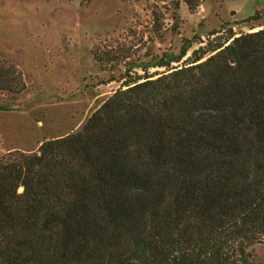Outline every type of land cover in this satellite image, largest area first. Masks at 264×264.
I'll list each match as a JSON object with an SVG mask.
<instances>
[{"label": "trees", "instance_id": "1", "mask_svg": "<svg viewBox=\"0 0 264 264\" xmlns=\"http://www.w3.org/2000/svg\"><path fill=\"white\" fill-rule=\"evenodd\" d=\"M203 1L154 0L151 42ZM192 43L92 47L121 86L79 131L0 157V264H264V28ZM25 89L0 61V92Z\"/></svg>", "mask_w": 264, "mask_h": 264}, {"label": "rangeland", "instance_id": "2", "mask_svg": "<svg viewBox=\"0 0 264 264\" xmlns=\"http://www.w3.org/2000/svg\"><path fill=\"white\" fill-rule=\"evenodd\" d=\"M235 1L204 0L194 14L181 2L179 34L170 31L174 23L170 9L163 20V40L154 44V0H0V61L18 64L26 83L21 93L0 92V96L7 97L8 110L17 106L19 114L28 117L20 122L11 116L1 138L4 133L7 145L36 146L50 134L79 130L121 86L117 81L98 84L106 75L91 54L95 44L125 42L133 46L136 58L148 59L153 45L178 49L182 39H191L188 57L199 47L224 41L232 32L240 35L264 28V17L260 22L231 23L230 3ZM258 11L264 12V0H248L245 12ZM136 70L144 74L141 68ZM154 71L150 68L147 75ZM253 250L264 262V244Z\"/></svg>", "mask_w": 264, "mask_h": 264}, {"label": "crops", "instance_id": "3", "mask_svg": "<svg viewBox=\"0 0 264 264\" xmlns=\"http://www.w3.org/2000/svg\"><path fill=\"white\" fill-rule=\"evenodd\" d=\"M247 2H248V0H237L235 2L230 3L231 4V6H230L231 7V15H232L231 23H235L237 21H240V20H243V19H247L248 17L253 15L252 12L251 13L245 12V8H246V3ZM12 63L18 66V64L14 63L13 61H12ZM99 86H101V85H98V87ZM6 100H7V97L0 96V131H3L4 125L6 123L8 124L10 122V117L11 116L15 115L16 118H18V121H20V122L28 119L27 116L24 115V117H22V115L19 114L21 112H20V110H17V109H19V108H17V106L16 107L14 106L12 109L8 110L10 107L8 106V104H6ZM37 123H38L39 126H43L42 123H40L39 120L37 121ZM79 130L77 129V131H79ZM77 131H74V132H77ZM69 133L70 132H64V133H59V134H50V136H48V138H46V140L53 139V138H56V137L66 136ZM1 136H2V133L0 134V157L5 155V154H7L10 151H13V150H22V151H26V152L35 151V150L38 149V147L44 141V140L40 141V143L38 145H36V146H27V144H24V146L23 145H19V144L18 145L17 144L16 145L15 144L14 145H7L6 142H5V138H3L4 137V133H3V137L2 138H1Z\"/></svg>", "mask_w": 264, "mask_h": 264}]
</instances>
